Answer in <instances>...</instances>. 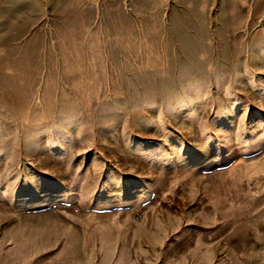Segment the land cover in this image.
<instances>
[{"label":"rangeland","instance_id":"374dc122","mask_svg":"<svg viewBox=\"0 0 264 264\" xmlns=\"http://www.w3.org/2000/svg\"><path fill=\"white\" fill-rule=\"evenodd\" d=\"M0 264H264V0H0Z\"/></svg>","mask_w":264,"mask_h":264}]
</instances>
